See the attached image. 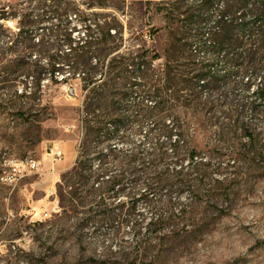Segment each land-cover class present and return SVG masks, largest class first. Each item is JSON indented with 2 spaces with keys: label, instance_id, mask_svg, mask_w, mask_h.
Segmentation results:
<instances>
[{
  "label": "rangeland",
  "instance_id": "obj_1",
  "mask_svg": "<svg viewBox=\"0 0 264 264\" xmlns=\"http://www.w3.org/2000/svg\"><path fill=\"white\" fill-rule=\"evenodd\" d=\"M198 2L82 5L91 21L109 22L116 36L102 42L87 40L79 11L60 23L36 0H0V264H264V110L251 105L264 69L237 70L236 47L229 57L209 50L212 26L194 21L205 14L194 11ZM66 31L83 40L68 57ZM95 31L100 38L107 28ZM197 67L214 69L205 84L192 79ZM92 68L106 88L91 89ZM148 88L160 90L162 108L151 117ZM87 109L93 123L112 115L124 123L109 143L119 150L104 160L107 174L94 159L83 184L73 169ZM155 121L187 127L198 152L195 161L171 158L173 186L146 200L134 173L156 147L146 139ZM54 145L61 159L47 155ZM26 158L40 160L39 171L15 175L11 162ZM98 174L112 182L98 186Z\"/></svg>",
  "mask_w": 264,
  "mask_h": 264
},
{
  "label": "trees",
  "instance_id": "obj_2",
  "mask_svg": "<svg viewBox=\"0 0 264 264\" xmlns=\"http://www.w3.org/2000/svg\"><path fill=\"white\" fill-rule=\"evenodd\" d=\"M36 1L45 6L46 9L44 12L49 15V18L56 19L60 23L64 21V15L68 10H74L75 12L79 11V20L86 25L88 31L85 34L87 40L100 39V41H102L105 39L106 42H113L111 38L116 36L111 34L109 22L106 21L101 24L96 21H91L89 17L86 16L87 10L81 9L82 5L86 6V9L95 7L108 8L110 6L109 0ZM194 11L205 13L203 17H196V19H194L195 22L200 24L210 23L212 26L211 31L208 33L209 41L206 42V45L213 54L219 55L223 53L224 57H229L230 52L227 51V47H236L237 52L233 56L242 61V66L235 67L237 70L242 73L258 74V72L264 69V0H199L198 6ZM96 27L107 28V31H101L99 34L102 36L98 38L95 35ZM61 35L63 41L70 45V51L66 52L67 57L73 55L78 50L79 44L83 40L76 43L73 31H66V33ZM222 49L225 50L223 51ZM155 57L157 56L155 55L152 58ZM139 66H141V64ZM73 69L76 72L80 68L79 66H73ZM89 70L86 80L89 86H92L91 89L102 88V86L106 88L108 82H104V85H99L97 82L96 74L99 71L96 68ZM213 70V67H210L206 72L203 68L197 67L192 72V79L196 80V83L205 84L206 76L212 73ZM260 82L261 85L254 91L256 97L251 102L252 108L258 112L262 109L264 110V76ZM243 83L250 86L249 81ZM145 94L146 98L152 103H147L144 107V111L147 117H151L162 110L158 100L160 97V90L148 88ZM10 100L12 101L14 99ZM243 109L244 107L241 108V110ZM89 115L90 113L87 109L83 119V129L85 133L81 143V156L73 169L74 172H81L82 177H80V181L83 184L88 183L89 179L87 176L89 175V171L96 173L94 170H91V167L94 165V159L98 160L99 165L103 167L102 173L104 175L105 173L107 174L108 171L107 168H105L106 162H104V160L110 158L111 155L113 157V152L119 150L118 145L110 146L109 143L111 139L122 136L121 127L124 123L123 118L119 115H112L109 119L100 120L99 123H93L89 120ZM92 132L97 133L95 138H97L98 142L95 146L88 141V136ZM175 134L176 138L172 140ZM163 137L164 140H162ZM146 139H156L157 144L153 149L154 151L151 153L150 161L144 164L141 171L135 172L134 176L136 180H143L146 186V190L139 198L149 200L150 197H152L151 194L160 187L169 186L171 188L173 186L174 175L170 172L169 165V162L172 160L171 158H173V160L175 158L176 164H179L182 159L181 157H184V153H186L190 159L195 161L198 150L196 147L191 146V133L187 130V127L177 123L167 124L165 122H152L147 131ZM165 140H171V154L166 148ZM92 153H95V155L92 156L93 158L91 157ZM159 162L164 164L162 172L157 171ZM186 174L187 177L179 182L180 187L183 189L190 187V182H188L189 173ZM103 180L104 179H100V175L98 174L94 182L99 183L98 186L102 183L112 182L110 180H105L103 182ZM169 201L172 202V200ZM159 220L162 221L164 218H158L156 221Z\"/></svg>",
  "mask_w": 264,
  "mask_h": 264
},
{
  "label": "built area",
  "instance_id": "obj_3",
  "mask_svg": "<svg viewBox=\"0 0 264 264\" xmlns=\"http://www.w3.org/2000/svg\"><path fill=\"white\" fill-rule=\"evenodd\" d=\"M47 155L51 156L54 160L61 159L63 157V151L54 145L46 148ZM40 160L35 158H26L20 160H13L11 166L13 167L14 174L23 173V175L30 174L32 172L39 171L40 169Z\"/></svg>",
  "mask_w": 264,
  "mask_h": 264
}]
</instances>
